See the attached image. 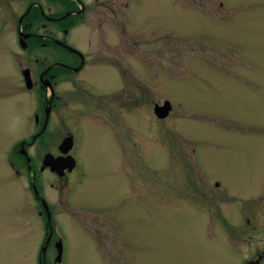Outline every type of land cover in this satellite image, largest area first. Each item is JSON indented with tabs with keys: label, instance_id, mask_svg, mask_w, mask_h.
Here are the masks:
<instances>
[{
	"label": "rangeland",
	"instance_id": "1",
	"mask_svg": "<svg viewBox=\"0 0 264 264\" xmlns=\"http://www.w3.org/2000/svg\"><path fill=\"white\" fill-rule=\"evenodd\" d=\"M30 1L0 0V264H40L51 218L38 214L17 152L43 103L20 70L37 80L57 50L17 43ZM109 2L71 31V43L93 47L80 84L95 89L59 75L56 112L26 147L39 168L62 135L77 139L75 170L38 171L57 219L43 260L243 264L264 246V0Z\"/></svg>",
	"mask_w": 264,
	"mask_h": 264
},
{
	"label": "flooded vegetation",
	"instance_id": "2",
	"mask_svg": "<svg viewBox=\"0 0 264 264\" xmlns=\"http://www.w3.org/2000/svg\"><path fill=\"white\" fill-rule=\"evenodd\" d=\"M109 1L110 0H91L90 2H88L87 0H31L29 2V5L19 16L20 24H24V27L28 31L21 32L20 37L18 36L17 39L20 47H29L27 46L28 41L24 38L33 36L39 46L46 47L50 44L52 46H55L57 49L55 52H53L54 54L52 53L54 55L53 60L38 72L37 80L32 78L34 74L32 75L31 68L24 66L20 70L23 76V84L28 87H32L34 84L37 87L38 95L40 96L39 98L42 97L43 101L42 106H40L42 114L41 126L37 131H35V133L31 134V140H21L19 142V148L17 149V152L20 160L24 162L28 170L32 171L34 175V178L31 176L29 187L31 192L33 193V198L38 204L37 212L38 214H43L44 212L46 217H48V214L46 213V211H43V203L41 201V198L44 199V197L41 194V190H39L38 188V171H40V169L43 167H48V170L55 172L57 175H61L63 173H66V171L70 173L71 171L75 170L78 163V159L75 155V149L77 147L76 135L70 134L69 132L64 136L62 135V138L59 139V142L56 145V148L58 149L57 152L53 153L51 151H44L43 154H41L42 159L39 168L34 158H32L30 154H28L26 147L29 144H32L37 136L43 137V133H45L46 131L45 128L47 126V123L52 118V113L56 112L55 107L58 105L57 101L61 97V95L55 89V85L58 84L57 77L59 75L61 76L64 72H67L66 74L70 73L72 75V77L68 79L71 82L80 84L82 80L84 81L80 70L88 62L87 59L90 58L93 47L82 48L77 44L71 43L70 40L72 29L80 26L90 10L95 11L96 7L101 9L105 6L110 7L111 4ZM90 3L93 6L89 7ZM104 19L105 15H103V17L100 19L98 25L102 26ZM133 20L134 18L132 17V23L134 22ZM76 74L79 75V78H75ZM84 86L88 89V92L90 88L95 89V87L89 85L87 81L84 82ZM84 86L81 85V87L76 88L75 90L78 91L80 88H85ZM87 94L88 93L86 92V97ZM37 115L38 114H35L36 121H38L39 116ZM68 159H71V162L73 159L74 165H72L71 167H69L68 165ZM7 162L11 166V150H9ZM50 214L51 216L49 217H51V223H48L47 220L46 227L47 231L49 230V228L51 229L50 235L54 236L52 230L54 229V225L57 223V219L54 218L55 216L52 211H50ZM245 219H247L248 221V217H246ZM247 226L250 225L248 224ZM48 243L49 242H47V244ZM53 244L55 252L57 254L58 241L55 239L53 241ZM42 253L43 252L39 254L38 261L40 262V264H47L46 260H43ZM56 258L57 255H55V259ZM263 262L264 246L261 253L246 258L243 264H261Z\"/></svg>",
	"mask_w": 264,
	"mask_h": 264
},
{
	"label": "water",
	"instance_id": "3",
	"mask_svg": "<svg viewBox=\"0 0 264 264\" xmlns=\"http://www.w3.org/2000/svg\"><path fill=\"white\" fill-rule=\"evenodd\" d=\"M170 107H171L170 102H169L168 100H165V102L163 103V105H157V106H156V112H157V114H159V115L166 114V113L169 111ZM35 192H37V191H35ZM41 201H42L44 207L46 208V211H47V214H48V217H49V211H48V208H47L46 201H45L43 198H41ZM50 231H51V229L49 228V230H48V235H47V237H46V239H45V244L48 242L49 235H50V233H51ZM58 245H59V242H58ZM45 246H46V245H44V246L42 247L43 250L45 249Z\"/></svg>",
	"mask_w": 264,
	"mask_h": 264
}]
</instances>
